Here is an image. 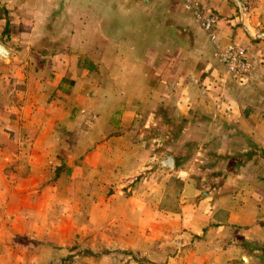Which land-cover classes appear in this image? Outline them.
I'll return each instance as SVG.
<instances>
[{
    "label": "crops",
    "instance_id": "obj_1",
    "mask_svg": "<svg viewBox=\"0 0 264 264\" xmlns=\"http://www.w3.org/2000/svg\"><path fill=\"white\" fill-rule=\"evenodd\" d=\"M192 2L246 72L180 0H0V264L15 234L45 263L264 264V0Z\"/></svg>",
    "mask_w": 264,
    "mask_h": 264
},
{
    "label": "rangeland",
    "instance_id": "obj_2",
    "mask_svg": "<svg viewBox=\"0 0 264 264\" xmlns=\"http://www.w3.org/2000/svg\"><path fill=\"white\" fill-rule=\"evenodd\" d=\"M162 145H164V146H162ZM152 148L155 149L154 152L157 155L156 158H157L158 162L155 164L148 162L146 164L147 166H145L147 168L142 169L143 174L141 173V175L148 176L150 171L153 170L152 169L153 166L156 167L158 165V167H159L157 170L158 173L155 177L157 178L158 182H161L162 180L166 179L165 178V172L167 170H172L174 168V166H175L174 162L178 163L179 158H180V148L169 146L167 143H165V139L160 141L158 143L157 147L153 146ZM167 156H171V158L173 160V167L172 168H170L168 166L161 165V163H160V160L166 158ZM138 178L139 177H136V180L132 179L131 185L135 181H137ZM165 185L167 186V189L169 188V190H173V189L176 190L177 189L174 186V183H172V182L166 181ZM172 200H173V198L171 196L167 195V197H165L163 201H164V204H171ZM3 233L5 234V232H1L0 235ZM26 238L27 237H24V239H23L18 234H15L13 237H10L9 239H5V241H3L5 246H7L11 249L10 253L12 254V256H15L14 258H17V260L19 258L21 261H23V264H26V262H28V261H25L26 260L25 255H27L28 258L31 259L29 264H70V262L72 260H74L75 254H78L81 251L77 246H72V247H74V249H72V253L67 254L64 257L54 259L53 261H51L52 263H50V262L45 263L38 256V252L35 251V249H33V247H36L37 245H39V242L37 240H33L32 238H27V239ZM10 239H11V242H10ZM0 248H1V244H0ZM21 248L24 249V251H26V252H22ZM25 248H27V249H25ZM84 252L81 251V253H84ZM103 253L105 256L109 257L110 264H129L130 262H132V264H147L145 259H143L142 257L135 258L134 255H132V253L130 254L129 257H127L126 251L122 252L119 250H110V251H105ZM10 260L12 261V258ZM7 262H8V259H7Z\"/></svg>",
    "mask_w": 264,
    "mask_h": 264
},
{
    "label": "built area",
    "instance_id": "obj_3",
    "mask_svg": "<svg viewBox=\"0 0 264 264\" xmlns=\"http://www.w3.org/2000/svg\"><path fill=\"white\" fill-rule=\"evenodd\" d=\"M185 10L192 13L195 20L200 24L201 28L207 34L208 39L213 44V54L221 62L227 72L232 75H238L246 72L248 68V62L245 59V51L243 47L238 45H227L223 48L219 47L216 42L215 36V24L217 18L212 12L206 11L201 12L197 7L194 6L192 0H180Z\"/></svg>",
    "mask_w": 264,
    "mask_h": 264
},
{
    "label": "water",
    "instance_id": "obj_4",
    "mask_svg": "<svg viewBox=\"0 0 264 264\" xmlns=\"http://www.w3.org/2000/svg\"><path fill=\"white\" fill-rule=\"evenodd\" d=\"M10 55V51L9 49H7L6 46H4L1 42H0V59H8ZM161 165L164 166H168L170 168L173 167V160L171 158V156H167L166 158L160 160Z\"/></svg>",
    "mask_w": 264,
    "mask_h": 264
},
{
    "label": "trees",
    "instance_id": "obj_5",
    "mask_svg": "<svg viewBox=\"0 0 264 264\" xmlns=\"http://www.w3.org/2000/svg\"><path fill=\"white\" fill-rule=\"evenodd\" d=\"M169 182L174 183V186L177 188L176 190L173 189V191H174V196L173 197H177V193H178L179 188L181 186L180 180L177 179V178L171 177V178H169ZM173 202L175 203V200ZM167 205H168V207H170V204H167Z\"/></svg>",
    "mask_w": 264,
    "mask_h": 264
}]
</instances>
